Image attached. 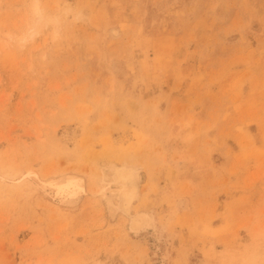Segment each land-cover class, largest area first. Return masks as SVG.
Wrapping results in <instances>:
<instances>
[{
	"label": "rangeland",
	"instance_id": "1",
	"mask_svg": "<svg viewBox=\"0 0 264 264\" xmlns=\"http://www.w3.org/2000/svg\"><path fill=\"white\" fill-rule=\"evenodd\" d=\"M0 264H264V0H0Z\"/></svg>",
	"mask_w": 264,
	"mask_h": 264
},
{
	"label": "bare ground",
	"instance_id": "2",
	"mask_svg": "<svg viewBox=\"0 0 264 264\" xmlns=\"http://www.w3.org/2000/svg\"><path fill=\"white\" fill-rule=\"evenodd\" d=\"M36 12L40 18L43 17V12H40L38 7ZM138 157L133 153L119 156L120 163L112 164L108 171L104 172L103 177L109 180L108 187L99 192V194L104 195L109 188L110 191L114 192L116 198L110 202L109 212L127 220L129 230L133 233H139L154 224L153 215L137 209L144 179L142 171L137 165ZM105 179L102 182H105ZM69 180L70 183L75 182V178L69 177Z\"/></svg>",
	"mask_w": 264,
	"mask_h": 264
}]
</instances>
